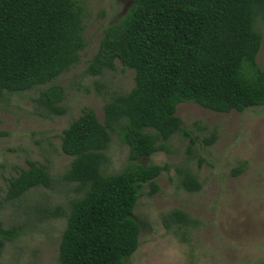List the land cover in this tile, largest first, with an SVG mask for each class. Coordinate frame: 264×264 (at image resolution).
I'll list each match as a JSON object with an SVG mask.
<instances>
[{
  "label": "trees",
  "instance_id": "1",
  "mask_svg": "<svg viewBox=\"0 0 264 264\" xmlns=\"http://www.w3.org/2000/svg\"><path fill=\"white\" fill-rule=\"evenodd\" d=\"M84 14L81 0H0V91L38 90L36 114L65 115L66 88L57 80L81 60ZM260 20L264 0H132L104 28L85 72L99 76L119 60L135 71L134 86L105 102L103 121L88 107L63 129L61 148L72 161L59 178L31 161L8 179L5 194L6 201H15L33 188L61 182L77 193L67 212L60 205L35 207L38 219H67L58 264H132L141 231L134 217L140 189L148 184V195L155 194L157 178L168 169L138 160L164 150L181 130V102L216 112L264 106ZM113 133L128 145V162L107 174L102 166L109 162ZM182 183L189 191L201 188L191 172ZM162 221L169 230L196 223L182 209L165 212ZM23 229L24 224L5 226L0 218V250Z\"/></svg>",
  "mask_w": 264,
  "mask_h": 264
},
{
  "label": "rangeland",
  "instance_id": "2",
  "mask_svg": "<svg viewBox=\"0 0 264 264\" xmlns=\"http://www.w3.org/2000/svg\"><path fill=\"white\" fill-rule=\"evenodd\" d=\"M85 7L86 47L80 62L57 80L66 88L68 112L54 118L35 113L38 90L0 91V218L5 226L24 224L22 233L6 241L0 264H58L59 244L66 217L37 218L36 206H62L67 212L77 197L69 184L36 187L15 201H6L8 179L31 161L44 164L55 178L70 166L72 157L61 148L63 129L84 109L104 120L103 106L114 95L129 91L135 71L117 60L114 69L99 76L85 69L98 49L104 28L121 18L132 0H81ZM263 39L258 63L264 68ZM181 130L165 142V149L142 156L138 163L168 165L157 178L159 190L141 189L134 217L141 226L139 247L132 264H264V106L242 112H216L184 101L177 106ZM214 137L210 143L207 138ZM191 138L195 142L191 144ZM105 173L128 162V145L113 133L107 149ZM186 172L201 183L198 191L183 186ZM182 209L196 220L192 227L169 230L165 212Z\"/></svg>",
  "mask_w": 264,
  "mask_h": 264
}]
</instances>
